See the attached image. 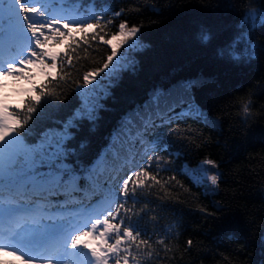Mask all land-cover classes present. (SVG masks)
<instances>
[{
	"label": "snow or ice",
	"instance_id": "obj_1",
	"mask_svg": "<svg viewBox=\"0 0 264 264\" xmlns=\"http://www.w3.org/2000/svg\"><path fill=\"white\" fill-rule=\"evenodd\" d=\"M124 11L111 12L107 7L97 11L94 5L82 7L81 0H0V255L15 257L0 260V264H141L154 253L159 255L151 239L141 237L139 220L147 206L137 209V194L150 195L159 185L163 196L157 198L162 200L171 195L173 188L183 189L184 185L175 176L159 177L171 161L148 155L164 148L154 141H145L140 129L157 126V120L170 124L192 115L213 125L215 121H210L194 100H172L171 93L157 90L151 100L155 111L126 118L109 145L107 151L114 159H123L118 149L127 151L136 141L148 155L144 165L130 170L118 187L99 182L106 168L112 170L106 154L87 170L68 163L72 152L68 141L73 138L70 129L76 127L73 121H95L97 110L102 107L98 104L101 97L95 95L97 78L105 73L110 80L118 79L131 66L127 51L144 46L138 37L140 26H130L127 20H122L115 32L108 31ZM105 14H110V18L105 20ZM257 26H264V10L247 9L238 25L241 31L220 55H227L234 62L252 59L256 44L251 32ZM199 38L207 43L211 33L202 29ZM93 43L108 46L110 54L102 66L84 72L82 81L75 82L83 97L81 108L63 124L62 130H49L36 143H29L24 130L33 113L46 97L59 98L57 89L71 77L68 69L82 58L78 50L83 47L87 52ZM125 45V54H120ZM198 83L188 81L180 87L190 92ZM180 103L186 104V110L175 113L174 108ZM238 103L247 122L251 118L252 98ZM133 119L140 125L134 140ZM192 131L177 129L176 134L183 136ZM209 165L217 167L214 160L205 159L197 168H185L184 172L194 183L218 185V174L207 175ZM153 167L155 171H149ZM81 180L85 181L84 186ZM61 196L62 200L50 199ZM156 243L164 245V239L159 238ZM187 244L191 246L193 241L189 239ZM164 249L171 251L168 245Z\"/></svg>",
	"mask_w": 264,
	"mask_h": 264
},
{
	"label": "trees",
	"instance_id": "obj_2",
	"mask_svg": "<svg viewBox=\"0 0 264 264\" xmlns=\"http://www.w3.org/2000/svg\"><path fill=\"white\" fill-rule=\"evenodd\" d=\"M249 8L264 10V0L118 2L115 12L125 11L108 31L115 32L118 24L127 20L130 26H140L138 37L144 46L127 51L131 66L118 79L110 80L101 73L95 92L102 105L97 119L74 120L76 127L70 129L73 138L68 148L90 158L108 135L121 128L123 119L155 111L151 100L157 90L171 93L172 100H194L212 115L214 125L194 115L170 123L176 146L182 149L180 168L193 169L211 158L219 168V181L210 190L194 183L183 169L176 179L183 189L173 188L171 195L161 200L157 196H163V192L156 186L153 197L175 202L183 220L179 235L167 242L171 251L164 252L161 264H264V26L251 32L256 44L252 59L234 62L220 55L241 31L238 25ZM202 29L211 33L207 43L199 38ZM126 48L121 47L120 54H125ZM78 52L82 58L68 69L71 77L61 82L59 98L46 97L32 121L27 134L29 143H36L49 130H62L63 124L81 108L83 97L75 82L82 81L84 72L102 66L110 49L93 43L87 52L83 47ZM191 77L199 83L186 92L180 86ZM249 96L251 118L245 122L238 102ZM181 106L186 110V104L180 103L174 112H181ZM161 108L165 105L161 104ZM136 128H140L139 121L132 123V129ZM151 129L140 130L147 137ZM177 129L193 131L180 136ZM171 176L175 175L160 178ZM189 239L193 241L191 246L187 244Z\"/></svg>",
	"mask_w": 264,
	"mask_h": 264
},
{
	"label": "rangeland",
	"instance_id": "obj_3",
	"mask_svg": "<svg viewBox=\"0 0 264 264\" xmlns=\"http://www.w3.org/2000/svg\"><path fill=\"white\" fill-rule=\"evenodd\" d=\"M140 39V38H139ZM141 40V39H140ZM127 46V45H126ZM141 48V47H140ZM139 49V48H138ZM192 80H195V78H189V81H192ZM204 113H206L207 114V117L209 118V120L211 121V120H213L212 119V115L211 114H209L208 112H206V111H203ZM205 159H211V158H205ZM212 160V159H211ZM208 167V169H209V171H208V173H207V175H209V176H211V175H213V174H218L219 175V171H218V167H213V166H207ZM216 186V185H215ZM215 186H213V185H210V182H209V186L208 187H205V188H209L210 190H213V188L215 187Z\"/></svg>",
	"mask_w": 264,
	"mask_h": 264
}]
</instances>
